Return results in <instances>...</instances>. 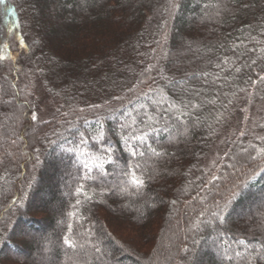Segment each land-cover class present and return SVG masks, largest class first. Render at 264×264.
Masks as SVG:
<instances>
[{
	"label": "trees",
	"instance_id": "1",
	"mask_svg": "<svg viewBox=\"0 0 264 264\" xmlns=\"http://www.w3.org/2000/svg\"><path fill=\"white\" fill-rule=\"evenodd\" d=\"M0 12L6 34L26 17L35 35L24 60L8 51L13 81L0 72V264H264V203L238 219L264 201V118L252 127L264 0H0ZM43 95L54 115L33 120ZM227 125L209 183L203 160Z\"/></svg>",
	"mask_w": 264,
	"mask_h": 264
},
{
	"label": "rangeland",
	"instance_id": "2",
	"mask_svg": "<svg viewBox=\"0 0 264 264\" xmlns=\"http://www.w3.org/2000/svg\"><path fill=\"white\" fill-rule=\"evenodd\" d=\"M13 3V2H12ZM4 20L3 15H1L0 12V37L2 39L3 42V46L0 47V57H5L4 59H0V72H2V75H7L5 77V75L3 76L4 79H6L7 77L9 79H11L13 81L15 74H11L10 73V69H9V65H10V60H12L10 53H8V51L11 52V54H13V57H17L18 56V60H24L25 57L27 58V53L25 52L26 50H22L25 45H26V40L27 42L31 43L33 42V40L35 39V35H33V33L31 32L30 29H28V25H27V19L26 17L21 18L19 23H13V21H10L9 25V30H7V34L5 31V28L2 27V21ZM8 46V48H7ZM17 69V68H14ZM13 70V69H12ZM11 74V75H10ZM11 77V78H10ZM8 80V79H6ZM39 95V93H38ZM40 99V110L34 114V116L37 119H40L42 121L44 120H48L50 118H52V116L54 115L53 110L50 108V104H49V100L46 98V96H39ZM4 112H6L4 110ZM262 116V117H261ZM7 117V116H6ZM260 118H264V104L260 106V109H258L257 111L254 112V118L252 120V127L254 125V123L256 122V120L260 119ZM4 122V126L8 125V119H3ZM4 126H2L3 128H5ZM236 127V126H235ZM235 127L229 126L228 125L226 127H224L219 135V137L217 138L215 144L210 148V150L208 151V153L205 155L204 160H203V172L205 173L208 182L212 183V181L215 180V178H217V168L218 166H220V162L222 160V158L224 157V153L226 150V144L225 143V139L228 137V135H230L232 133L233 130L231 129H235ZM228 130H231L230 133H228ZM8 132L12 133L11 130H9ZM226 137V138H225ZM42 197V196H41ZM44 199L37 201V203L39 202V204L41 206H43V209L45 212H47L48 210H51V207L53 204H51L50 202V197H43ZM264 201H262V199L259 200V202L254 203L252 206H248L245 207L246 209L244 210L245 216L241 215L240 217H238L239 221L242 222L241 220H243L242 218L248 219L249 217L253 216V210L256 211L258 210L262 205H263ZM255 205V206H254ZM45 207V208H44ZM254 208V209H253ZM250 210V211H249ZM249 211V212H247ZM44 215V214H42ZM237 217V216H236ZM245 222V221H243ZM247 222V221H246ZM246 224V223H245ZM48 233H38L37 235H33L35 238L40 239V241H46L47 239H49ZM171 242H167L166 244H164L166 247V249L169 248ZM28 247L30 249L33 248L32 245H28ZM34 250V257L36 258L39 254V247L32 249ZM259 251H257L258 253H262L261 249H258ZM130 254H132L130 251H128ZM49 253V252H47ZM129 254V255H130ZM15 256H17L18 258H24L26 259L28 258V255H22L19 253L15 254ZM199 258L201 259H205L203 257V255H199ZM38 261V259H37ZM124 264H129L127 261Z\"/></svg>",
	"mask_w": 264,
	"mask_h": 264
},
{
	"label": "snow or ice",
	"instance_id": "3",
	"mask_svg": "<svg viewBox=\"0 0 264 264\" xmlns=\"http://www.w3.org/2000/svg\"><path fill=\"white\" fill-rule=\"evenodd\" d=\"M4 58L5 57H0V59H4ZM32 119L35 120L36 117L33 115ZM125 142H127V138H125ZM81 143H86V141L82 140ZM152 151L155 152V149H153ZM261 151H264V149H261ZM131 155L132 156H136L137 155V151L135 149H132L131 150ZM139 155L142 156L143 153L141 152V153H139ZM37 159H38V157H37ZM108 163H112V158L111 157L108 158ZM96 166L101 170V172L103 174H106V170L104 168V164L103 163H99ZM83 167H84V169H88L89 171H91V169L89 168V165L86 162L83 164ZM131 180L137 186L143 185V180L141 178L137 177L134 171L131 173ZM84 195H85L86 198H90V197L87 196V193H84ZM216 208H217V211H213L212 215L215 216L217 219L223 220L224 213L227 210V202L224 205H220V204L217 203ZM201 215H203V213H201ZM65 242L71 244V241L67 240V238L65 239ZM241 243H244V241H241Z\"/></svg>",
	"mask_w": 264,
	"mask_h": 264
}]
</instances>
